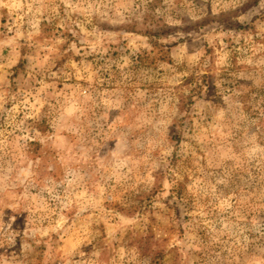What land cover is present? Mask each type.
<instances>
[{"label":"rangeland","instance_id":"obj_1","mask_svg":"<svg viewBox=\"0 0 264 264\" xmlns=\"http://www.w3.org/2000/svg\"><path fill=\"white\" fill-rule=\"evenodd\" d=\"M0 264H264V0H0Z\"/></svg>","mask_w":264,"mask_h":264}]
</instances>
